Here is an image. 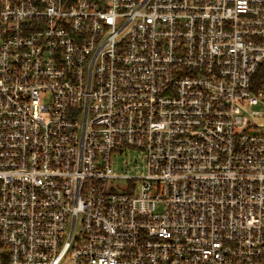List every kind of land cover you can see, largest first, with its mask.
<instances>
[{
  "label": "built area",
  "instance_id": "obj_1",
  "mask_svg": "<svg viewBox=\"0 0 264 264\" xmlns=\"http://www.w3.org/2000/svg\"><path fill=\"white\" fill-rule=\"evenodd\" d=\"M0 264H264V0H0Z\"/></svg>",
  "mask_w": 264,
  "mask_h": 264
},
{
  "label": "rangeland",
  "instance_id": "obj_2",
  "mask_svg": "<svg viewBox=\"0 0 264 264\" xmlns=\"http://www.w3.org/2000/svg\"><path fill=\"white\" fill-rule=\"evenodd\" d=\"M112 167L115 174L125 175L129 174L134 177L142 176L145 174V156L139 152H129L127 154L116 153L112 155ZM128 181L121 179L111 186L116 190H126ZM110 187V188H111Z\"/></svg>",
  "mask_w": 264,
  "mask_h": 264
}]
</instances>
